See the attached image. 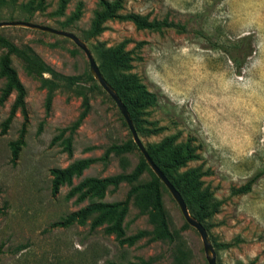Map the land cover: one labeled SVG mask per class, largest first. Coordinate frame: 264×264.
I'll return each mask as SVG.
<instances>
[{
    "label": "rangeland",
    "instance_id": "1",
    "mask_svg": "<svg viewBox=\"0 0 264 264\" xmlns=\"http://www.w3.org/2000/svg\"><path fill=\"white\" fill-rule=\"evenodd\" d=\"M58 1L44 0L43 9L38 10L34 9L36 0H0V23L30 22L82 39L97 0H66L61 16L54 15ZM78 6L79 19L62 27ZM118 13L166 19L185 27L184 33L150 32L135 29L129 21L109 20L98 36L84 43L89 50L96 44L114 48L125 43L130 58L128 73L156 98V104L140 115L137 136L143 146L175 136L176 143L187 141L194 150L196 160L187 167L206 172L201 178L203 188L221 202L207 223L211 245L228 244L213 248L215 261L264 264V176L248 193L230 194L264 167V0H122ZM244 35H251L252 53L236 68L216 44L230 45ZM0 39L18 49L30 48L61 75L79 77L78 83L90 99L89 112L80 126L70 136L67 130L61 132L80 111L77 88L61 85L45 113V91L25 73L22 60L10 55V65L25 92L26 125L13 166L8 144L18 137L23 122L19 111L0 135V264H126L147 258H153V264H170L173 245L167 241L143 238L132 246L119 245L113 235L104 233L106 224L90 230V219L83 225L52 227L90 204L123 200L130 185L107 187L102 197L89 195L81 201H77L79 193L67 196L85 178L121 173L118 157L112 154L106 165H90L73 177L70 185L60 186L55 196L50 194L49 171L76 159L97 158L106 147L131 138L107 95L88 91L95 81L87 79V60L73 43L14 26L0 27ZM5 52L0 42V56ZM2 83L0 78V88ZM13 99L11 94L0 106V129ZM68 136L70 155L65 150ZM124 157V172L129 173L139 152L132 150ZM149 180L144 172L138 182ZM132 202L122 221L125 236L152 229ZM161 202L170 229L179 231L190 252L188 264H206L198 234L189 226L182 228L184 221L166 189L161 191Z\"/></svg>",
    "mask_w": 264,
    "mask_h": 264
},
{
    "label": "trees",
    "instance_id": "2",
    "mask_svg": "<svg viewBox=\"0 0 264 264\" xmlns=\"http://www.w3.org/2000/svg\"><path fill=\"white\" fill-rule=\"evenodd\" d=\"M14 3L15 0H8ZM44 0H36L34 9L42 10ZM122 0H97V9L93 12L88 28L82 32V41L87 42L98 36L104 29V23L109 20H124L131 22L137 30H147L150 32H162L164 30H173L176 33H184L185 27L180 24L163 20H148L146 16L137 14L121 15L118 12L121 9ZM66 5V0H59L54 15L61 16ZM81 15L79 6L62 22V27L68 26L78 20ZM6 52L0 56V78L3 80L0 88V106L13 94L14 99L11 103L7 117L1 123L0 135H2L16 111H19L23 122L15 141L8 144L10 150V164L13 166L17 159L19 147L23 144V135L25 132L26 115L24 105V88L15 70L10 65V55H17L23 62V69L28 76L37 80L39 87L45 91L44 110L49 111L52 98L55 91L61 85L70 89L77 88V94L81 98L80 111L68 128L61 132L68 131L69 136L80 126L87 116L90 107V99L87 93L81 89L78 83L79 77L64 76L46 65L30 48L18 49L9 42L0 39ZM124 42H121L114 48H105L99 44L94 45L90 52L94 58L97 68L106 83L114 90L121 103L124 105L136 133L141 131L140 115L143 109L152 107L156 104L154 94L146 91L144 86L139 83L137 78L129 72V52L124 50ZM216 47L223 53L227 59L236 67L240 68L245 59L252 53L251 35H244L238 38L230 45H219ZM44 75L48 76L45 77ZM86 77L89 81L93 79L88 73ZM90 90H98L104 93L97 84L92 83ZM108 97V96H107ZM109 99V98H108ZM110 100V99H109ZM111 101V100H110ZM112 102V101H111ZM113 103V102H112ZM125 125V124H124ZM69 136L66 143V152L70 155L68 148ZM55 139V138H54ZM264 146V134H263ZM145 151L152 163L165 176L172 187L181 196L190 216L194 218L204 228L208 235L209 220L218 212L221 202L213 197L208 188H203L201 178L206 172H201L199 167H187L189 162L196 160L194 150L189 142L176 143L175 136L163 138L157 144H147ZM137 150L131 139L120 145L112 144L106 147L102 154L97 158H81L72 161L64 168L51 169L50 194L55 196L58 189L63 184L70 185L73 177H79L90 165L100 162L106 165L110 154L118 157L122 172L111 176L96 178L89 177L83 179L78 185L73 187L67 196H73L79 193L77 201H81L86 196L102 197L107 187L115 189L120 183L130 185L125 197L121 201L112 203H94L65 216L60 222L52 224V227L65 228L74 223L83 225L90 219L89 229L106 224L104 233L113 235L119 245L132 246L138 240L148 238V241H167L173 245L172 261L170 264H188L190 252L185 247L179 231L170 229L168 215L161 202V191L165 188L159 180L150 171L142 156L139 154L136 165L129 173H125L127 163L124 154ZM147 172L150 180L146 183H139L140 176ZM264 176V167L256 170L247 181L238 188L230 190L231 195H244L250 191L251 186ZM132 200L133 205L139 210V214L145 215L147 221L152 225V229L139 230L136 233L125 236L122 227L123 218L128 210V205ZM184 223L182 228H186ZM213 248H226L228 244L212 245ZM1 253V250H0ZM216 264H220L215 261ZM104 264H116L105 262ZM126 264H153V258L139 259L137 262H128Z\"/></svg>",
    "mask_w": 264,
    "mask_h": 264
},
{
    "label": "water",
    "instance_id": "3",
    "mask_svg": "<svg viewBox=\"0 0 264 264\" xmlns=\"http://www.w3.org/2000/svg\"><path fill=\"white\" fill-rule=\"evenodd\" d=\"M2 26H14V27L27 28V29L43 32L49 35L57 36L63 39H67L71 43H73V45L84 54L87 60L88 72L90 76L95 81V83L99 86V88L108 96V98L115 105L116 109L118 110L129 132L132 143L138 150L139 154L142 156L143 160L145 161L150 171L159 180V182L163 185V187L166 189V191L169 193V195L175 202L184 223L190 228H192L193 230H195V232L198 234L201 240L202 251L204 254V259H205L206 264H216L214 250H213V247L208 239V236L204 228L200 225L199 222H197L194 218L190 216L181 196L172 187V185L168 182L165 176L160 172V170L152 163V161L148 157L143 144L140 142L137 136V133L134 130V127L132 125V122L129 118V115L124 105L121 103L120 99L117 97L114 90L103 79L102 75L100 74L97 68L94 58L90 50L87 48L86 44L84 43V41H82L81 39H79L78 37H76L74 34L70 32L59 30V29H54L48 26L33 24L30 22L16 21V22L0 23V27Z\"/></svg>",
    "mask_w": 264,
    "mask_h": 264
}]
</instances>
